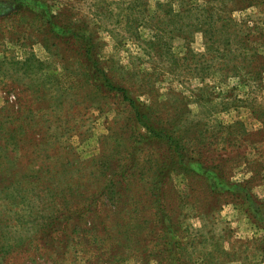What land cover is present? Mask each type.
I'll return each instance as SVG.
<instances>
[{"label": "rangeland", "instance_id": "374dc122", "mask_svg": "<svg viewBox=\"0 0 264 264\" xmlns=\"http://www.w3.org/2000/svg\"><path fill=\"white\" fill-rule=\"evenodd\" d=\"M0 264H264V0H0Z\"/></svg>", "mask_w": 264, "mask_h": 264}, {"label": "trees", "instance_id": "16d2710c", "mask_svg": "<svg viewBox=\"0 0 264 264\" xmlns=\"http://www.w3.org/2000/svg\"><path fill=\"white\" fill-rule=\"evenodd\" d=\"M74 33H76V32H74ZM138 114L140 115L139 117L141 118L144 114H141L140 112H138ZM144 118H142V120H143Z\"/></svg>", "mask_w": 264, "mask_h": 264}]
</instances>
